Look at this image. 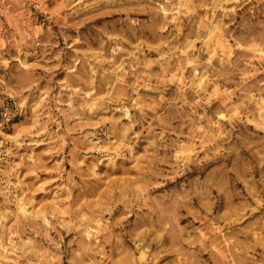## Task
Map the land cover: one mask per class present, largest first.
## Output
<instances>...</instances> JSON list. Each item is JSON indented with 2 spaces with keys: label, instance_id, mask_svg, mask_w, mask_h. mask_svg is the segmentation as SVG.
<instances>
[{
  "label": "clouds",
  "instance_id": "clouds-1",
  "mask_svg": "<svg viewBox=\"0 0 264 264\" xmlns=\"http://www.w3.org/2000/svg\"><path fill=\"white\" fill-rule=\"evenodd\" d=\"M150 2L167 36L129 58L125 37L97 29L93 48L82 24L68 23L121 0H56L51 8L0 0V264H116L103 251L109 245L127 253L125 264H158L173 252L178 259L167 264H200L205 253L208 264H264V221L249 219L264 216V196L252 189L253 202L226 216L223 188L199 175L241 149L264 156V12L253 0ZM21 6L44 12L58 32L22 17ZM145 50L161 55L149 60ZM154 65L160 70L145 79ZM167 85H176L174 100ZM141 88L153 95L141 97ZM217 91L223 103L213 109ZM133 167V180L96 198L109 176ZM258 183L264 192V176Z\"/></svg>",
  "mask_w": 264,
  "mask_h": 264
},
{
  "label": "rangeland",
  "instance_id": "rangeland-1",
  "mask_svg": "<svg viewBox=\"0 0 264 264\" xmlns=\"http://www.w3.org/2000/svg\"><path fill=\"white\" fill-rule=\"evenodd\" d=\"M160 3H163V0H159ZM46 3L49 4V7L56 6V0H46ZM253 5H256L257 12H264V0H253ZM156 3L150 2V0H121V3L116 6L104 7L96 6L89 8L85 11L80 12L78 15L70 17L68 20L69 25L75 23L82 24L80 32L84 35V38L88 43L92 44L93 48L98 47V41L103 36L102 32H98L97 29L104 28L110 34L115 36H123L130 43L125 44L124 47L127 49L126 55L129 58L141 55V52L137 49L140 48L141 43H143L147 48H159L161 45L160 36H167V31L160 33V28L163 27V13H156L152 9L156 7ZM248 7H252L249 5ZM19 14L24 17L27 16L28 19L36 22V26L39 27V22H45L46 27H51L53 32H58L59 25H49L46 22V15L44 12H36L34 9H28L27 12L21 6ZM63 15V12H61ZM125 17L130 19H139L140 25L136 28L129 26ZM66 31L75 34V27H69ZM168 31H171V27L168 28ZM41 44L44 42L45 37L38 38ZM71 43V41L69 42ZM60 48H63V40H60ZM199 47V45H197ZM77 48L86 49L87 45H76ZM56 49L55 51H58ZM70 51V50H69ZM143 54L149 58V60L158 59L161 55L158 51H144ZM160 69L157 66H153L151 69H145L144 77L149 79L151 73L158 72ZM3 71V69H0ZM40 71V69H37ZM134 79V78H130ZM257 79H264V76L257 77ZM153 83L155 81L153 80ZM165 96L169 100H174L177 96L176 85H167ZM231 90V89H229ZM140 96L143 98L151 97L153 94L147 92L145 89H140ZM223 102L220 100L219 91L216 92V100L213 103V109L219 107ZM211 114V113H210ZM119 115V114H117ZM224 113L220 112L219 116L215 119H219L220 116H223ZM148 124H145L147 127ZM175 127V124H173ZM252 131H256L253 126H249ZM139 130V126L137 127ZM259 135L264 136V133ZM185 144L178 146L177 155H182L185 148ZM148 152L147 147L141 155H144ZM68 150H66V155ZM45 160H48L49 157L46 154L44 156ZM61 158L55 157L48 164V167L51 168L53 164L57 163ZM71 159V156H69ZM17 162L18 158H17ZM67 163V161H65ZM68 168H71V165H67ZM135 167L129 170L128 174H121L119 176H109L106 180V186L102 188L97 194L96 198H102L105 193L108 191V188L113 185L115 182L119 181L120 183H127L134 179ZM43 178H50L51 173H41ZM197 173L193 172L189 179H193ZM200 181H206L208 183H214L223 188V191L219 193L222 197V211L224 215H238L242 209V206L245 203H252V198L255 195V192L252 189L260 192L261 196H264V192L260 191L262 185L258 181L264 176V156H258L255 149H241V154L235 158H226L224 162L217 163L215 165H210L204 172L200 173ZM184 177H178L177 182H181ZM199 181L193 179V184H198ZM168 187H171L169 183ZM213 195H217L214 191ZM86 201H81V206H83ZM246 215V214H245ZM251 224L255 225L261 221H264V216L257 215L255 219H251ZM245 223H249V220H245ZM252 238H255L253 234ZM243 239V238H242ZM246 242V241H245ZM124 246L131 252L134 245L130 241L125 240ZM230 245L226 242L225 247ZM105 253H110L111 258L116 262V264H125L127 253L124 255L121 254L119 248H113L111 245L103 249ZM259 251V249L257 250ZM173 259H178L175 256V253H170L167 257H164L158 264H167L168 261ZM209 257L205 253L200 258V264H208Z\"/></svg>",
  "mask_w": 264,
  "mask_h": 264
}]
</instances>
